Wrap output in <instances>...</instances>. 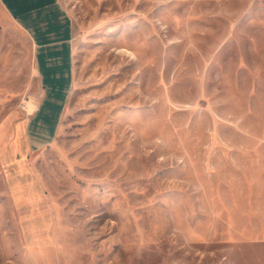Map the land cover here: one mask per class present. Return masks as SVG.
<instances>
[{"label":"rangeland","instance_id":"374dc122","mask_svg":"<svg viewBox=\"0 0 264 264\" xmlns=\"http://www.w3.org/2000/svg\"><path fill=\"white\" fill-rule=\"evenodd\" d=\"M60 2L73 83L26 156L41 195L0 163V264H264V0ZM33 66L0 1V122Z\"/></svg>","mask_w":264,"mask_h":264},{"label":"crops","instance_id":"0c3cea01","mask_svg":"<svg viewBox=\"0 0 264 264\" xmlns=\"http://www.w3.org/2000/svg\"><path fill=\"white\" fill-rule=\"evenodd\" d=\"M0 1L31 38L41 93L32 104L33 111L22 118L9 115L0 122V163L13 201L18 203V194L39 190L41 195L39 179L26 164V156L57 132L61 108L73 83V21L60 0ZM17 140L22 141V150L16 148Z\"/></svg>","mask_w":264,"mask_h":264},{"label":"bare ground","instance_id":"6f19581e","mask_svg":"<svg viewBox=\"0 0 264 264\" xmlns=\"http://www.w3.org/2000/svg\"><path fill=\"white\" fill-rule=\"evenodd\" d=\"M23 108H25L27 111H30V112L34 110V109H33V106L30 104L29 101H26V102L24 103Z\"/></svg>","mask_w":264,"mask_h":264}]
</instances>
